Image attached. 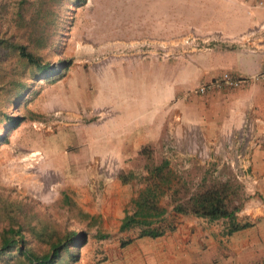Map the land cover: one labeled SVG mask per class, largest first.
<instances>
[{
  "label": "rangeland",
  "instance_id": "rangeland-1",
  "mask_svg": "<svg viewBox=\"0 0 264 264\" xmlns=\"http://www.w3.org/2000/svg\"><path fill=\"white\" fill-rule=\"evenodd\" d=\"M14 1L0 0L3 30L13 10L5 6ZM196 1L195 8L186 10L187 3L178 0H85L69 6L70 10L63 6L62 42L47 59L66 61L68 69L53 83L29 78L30 89L13 112L25 122L10 130L0 125V200L37 201L57 219L66 217L56 207L63 191L83 209L91 205V198L119 210L123 201L124 212L132 210V200L143 188L142 146H131L123 139L161 106L154 99L161 86L165 85L166 97L171 92L176 98V59L191 60L210 48L201 44V51H194L192 45L177 46L191 33L177 37L176 21L186 28L220 27L219 13L208 7L210 0ZM15 31L11 27L7 36ZM148 59L159 65L151 67ZM200 89L198 96L203 94ZM163 122L153 144L156 158L170 160L188 189L195 192L204 185L230 181L237 190L234 204L249 200L239 176L244 147L230 142L211 150L203 144L180 148L176 100L166 105ZM131 171L138 179L122 183L120 174ZM163 205L169 206V200ZM76 224L88 233L78 264L86 258L89 264L103 261L102 251L113 242L98 240V229H89L86 223ZM99 230L104 233L102 226Z\"/></svg>",
  "mask_w": 264,
  "mask_h": 264
},
{
  "label": "crops",
  "instance_id": "crops-1",
  "mask_svg": "<svg viewBox=\"0 0 264 264\" xmlns=\"http://www.w3.org/2000/svg\"><path fill=\"white\" fill-rule=\"evenodd\" d=\"M178 2L187 3L185 10L198 4L196 0ZM208 7L219 13L220 27L186 28L177 20L176 36L201 35L210 48L191 60L176 59V98L171 92L166 97L165 85L161 86L154 93L161 106L123 140L131 146L154 144L162 131L166 105L176 100V144L180 148L203 144L211 150L241 143L239 176L249 200L237 214V222L251 226L229 235L226 220L178 215L170 209L163 236L138 238L136 231H120L123 201L119 210L90 198L92 203L85 209L101 217L102 229L113 242L102 251L104 260L98 264H264V80L237 89L211 85L198 96L201 86L212 84L224 72L249 79L264 71V0H210ZM148 62L151 67L159 65ZM129 239L132 243L122 247V241ZM88 262L86 258L82 263Z\"/></svg>",
  "mask_w": 264,
  "mask_h": 264
},
{
  "label": "trees",
  "instance_id": "trees-1",
  "mask_svg": "<svg viewBox=\"0 0 264 264\" xmlns=\"http://www.w3.org/2000/svg\"><path fill=\"white\" fill-rule=\"evenodd\" d=\"M82 1L85 0H15L5 6L13 10L4 23L7 29L3 30L0 24V125H7L10 130L25 122L13 112L20 108L24 92L30 89L29 78L53 83L68 69L66 61L54 63L47 55L62 42L59 23L63 6L70 10ZM14 26L15 33L7 36ZM139 156L145 171L140 179L143 188L132 200V210H127L122 219V233L138 231V238L163 236L169 207L178 215L226 220L229 235L251 226L237 222L246 200L234 204L237 190L230 181L204 185L192 192L170 160L156 158L153 144L142 146ZM119 178L124 184L138 179L133 171L128 175L122 172ZM165 199L169 206L163 205ZM0 203V264H78L81 249L88 244V233L78 230L77 222L98 229V240L108 238L99 230L101 217L83 209L67 191L61 193L56 204L65 212V218L57 219L47 207L31 199L2 198ZM132 241H122L121 245L126 247Z\"/></svg>",
  "mask_w": 264,
  "mask_h": 264
},
{
  "label": "built area",
  "instance_id": "built-area-1",
  "mask_svg": "<svg viewBox=\"0 0 264 264\" xmlns=\"http://www.w3.org/2000/svg\"><path fill=\"white\" fill-rule=\"evenodd\" d=\"M181 43H183L185 45L194 46L195 47L194 51H197V50L201 51V47H200L201 44H203V45L209 44V42L206 40V38H204L200 35L192 34V33L185 36L184 38H182L180 43H176V45L178 46ZM262 80H264V72H262L261 74L255 76V77L249 78V79L237 76L231 72H224L212 84L203 86L200 89V92L205 93L206 90L211 85L217 89H220V90L221 89H237V88L243 87L244 85H247L248 83L259 82ZM240 144L241 143H239V145ZM224 264H237V263L234 261H231V262H227Z\"/></svg>",
  "mask_w": 264,
  "mask_h": 264
}]
</instances>
